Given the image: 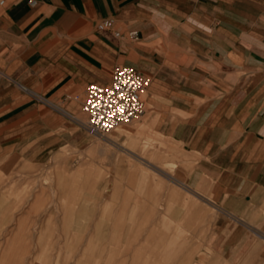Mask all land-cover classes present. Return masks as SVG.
Wrapping results in <instances>:
<instances>
[{"label": "crops", "instance_id": "obj_1", "mask_svg": "<svg viewBox=\"0 0 264 264\" xmlns=\"http://www.w3.org/2000/svg\"><path fill=\"white\" fill-rule=\"evenodd\" d=\"M105 19L121 38L97 29ZM118 66L151 79L143 124L212 210L196 264H264V0H0V173L85 150L87 89ZM26 221L0 264L26 250Z\"/></svg>", "mask_w": 264, "mask_h": 264}, {"label": "rangeland", "instance_id": "obj_2", "mask_svg": "<svg viewBox=\"0 0 264 264\" xmlns=\"http://www.w3.org/2000/svg\"><path fill=\"white\" fill-rule=\"evenodd\" d=\"M143 122L38 168L0 173V251L27 216L26 250L18 259L7 251V264H196L206 256L212 210L176 183L181 154ZM38 196L44 202L30 213Z\"/></svg>", "mask_w": 264, "mask_h": 264}, {"label": "built area", "instance_id": "obj_3", "mask_svg": "<svg viewBox=\"0 0 264 264\" xmlns=\"http://www.w3.org/2000/svg\"><path fill=\"white\" fill-rule=\"evenodd\" d=\"M99 31L111 32L115 38L123 35L115 29L113 19H105L97 26ZM128 36L138 40L137 31L128 32ZM151 79L140 71L118 66L113 73L111 83L107 85L91 84L87 89L83 113L87 117L82 127L94 138H107L112 132L131 125L143 118L147 112L145 96ZM121 95L124 99L121 100ZM123 109V112L118 109Z\"/></svg>", "mask_w": 264, "mask_h": 264}, {"label": "bare ground", "instance_id": "obj_4", "mask_svg": "<svg viewBox=\"0 0 264 264\" xmlns=\"http://www.w3.org/2000/svg\"><path fill=\"white\" fill-rule=\"evenodd\" d=\"M108 143L110 144V145H113L114 146V139H109L108 140ZM71 214V213H70ZM72 216H70L69 218H71ZM72 219V218H71ZM72 221V220H71ZM73 222V221H72ZM70 226V225H69ZM70 228V227H69ZM68 227H67V229H69Z\"/></svg>", "mask_w": 264, "mask_h": 264}, {"label": "snow or ice", "instance_id": "obj_5", "mask_svg": "<svg viewBox=\"0 0 264 264\" xmlns=\"http://www.w3.org/2000/svg\"><path fill=\"white\" fill-rule=\"evenodd\" d=\"M124 99L123 95H121V100ZM118 111L123 112V109H118Z\"/></svg>", "mask_w": 264, "mask_h": 264}]
</instances>
